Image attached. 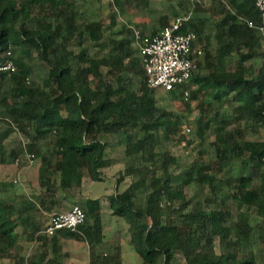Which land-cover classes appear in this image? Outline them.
Listing matches in <instances>:
<instances>
[{
    "label": "trees",
    "instance_id": "16d2710c",
    "mask_svg": "<svg viewBox=\"0 0 264 264\" xmlns=\"http://www.w3.org/2000/svg\"><path fill=\"white\" fill-rule=\"evenodd\" d=\"M99 1L0 0V59L11 51L17 67L0 72V189L16 186L19 172L13 165L40 160L37 191L16 193L13 201L0 197V264H63L62 236L83 242L90 264H124L120 246L106 251L105 201L117 222L127 225L128 242L141 264L160 259L179 264L178 255L185 257L181 264H259L245 247L255 231L264 243V42L250 26L263 23L256 0L195 3L194 10L209 17L190 18L182 29L196 32L203 55L189 81L167 93L188 115L197 102L194 135L202 142L210 136L215 153L210 161L201 155L184 173L178 170L181 160L160 147L176 138L191 145L195 138L185 132L182 115L159 106L142 59L134 61V31H114V14L106 26L95 6ZM130 1L148 3L111 0L110 5L122 10ZM169 23L164 15L150 35L144 28L142 43ZM107 29L109 45L103 42ZM87 39L105 53L92 55ZM34 53L49 67L47 75L36 77ZM226 106L236 108L235 121ZM232 122L237 123L231 127ZM16 132L27 141L8 147L6 140ZM114 134L133 162L120 172L115 191L88 197L87 219L75 230L52 236L39 227L30 230L36 200L46 213L56 214L58 192L80 189L87 178L105 179L110 143L103 136ZM25 154L33 157L24 159ZM232 157L242 160L240 175L232 174ZM216 182L237 203L235 212L219 197L212 199L217 208L206 210L187 191L193 184L215 189ZM252 211L261 219L257 227ZM19 224L29 241L39 243L29 255L21 253Z\"/></svg>",
    "mask_w": 264,
    "mask_h": 264
},
{
    "label": "rangeland",
    "instance_id": "374dc122",
    "mask_svg": "<svg viewBox=\"0 0 264 264\" xmlns=\"http://www.w3.org/2000/svg\"><path fill=\"white\" fill-rule=\"evenodd\" d=\"M111 0H100L99 3L96 2V8H99L100 18L104 20L106 26L110 23V16L116 15L117 17V26L114 28V31H120L124 27H130L134 31L133 35V47L135 49L134 61L137 63L139 58H141L139 45L141 44V37L143 35V29H146V33L150 35L152 29L160 24V19L164 15H167L169 22L176 18L175 11L179 16H191V18H200L205 19L209 17L207 12H196L194 10L195 3L209 4V0H148V3L137 4L136 2L126 3L124 9H113L110 5ZM225 3L226 1L223 0ZM137 36L140 37L137 41ZM110 30L105 31V36L103 42L109 45ZM89 39L86 41V46H89ZM202 47V46H201ZM90 53L94 56H102L106 48L105 47H88ZM75 50L78 52L80 48L75 47ZM235 60V57L230 59L232 63ZM33 67L36 71V77L39 75H47L49 67L42 62L36 53H34ZM158 98V104L162 108L170 109L175 111L177 114L182 115L184 121V130L187 134H190L192 139L195 138V142L191 145H187L182 139H174L170 143H163L160 147L161 150H170L173 155L177 156L182 165L178 167L179 172L184 173L190 165H192L195 160H197L201 155L207 160L210 161L215 158V153L212 147L209 145V137L207 136V141L202 142L201 139L196 138L193 132L192 119L198 116L197 102H193V112L191 115H188L185 112L183 104L179 101L171 99L170 95L164 91H157L156 94ZM225 113L234 120L237 117V110L233 106H226ZM235 121V120H234ZM237 122H232L231 127L235 126ZM2 128H6L2 124ZM257 136V135H254ZM103 139L109 141L110 145L108 146L105 162L107 163L104 168L105 179L102 181L92 182L90 179H85L83 187L76 189L75 191H67L65 193L58 192V196L61 200L59 205L58 212L69 210L74 205H80L83 208H86V199L99 198L105 194H111L115 191L117 185V179L120 177V172L123 171L127 166H130L133 162L129 156L126 155V146L124 143L119 142V137L117 135L103 136ZM212 139V138H211ZM27 141V139L21 133H13L7 140L6 143L8 147L17 146L19 142ZM19 145V144H18ZM48 143L42 142L41 148L43 151H47ZM202 153V154H201ZM25 155L22 157L25 159ZM232 163V174L240 175L244 169L241 159L235 157L231 158ZM39 166L40 160L34 159L25 160L24 163L18 167L13 165V171L17 173V180L15 187H7L0 189V197H3L7 200L13 201L16 193H27L31 191H37L38 188V175H39ZM246 172H248L246 170ZM215 189L211 188L209 185L200 186L193 184L187 191L190 196H193L196 200L201 201L206 210H211L217 208V204L213 202L212 199L223 198L225 199L233 208L235 212L238 205L237 203L229 196V193L226 189L221 188V182L215 183ZM125 183L121 185V188H124ZM210 199V201L208 200ZM37 209H33L31 227H39L41 231H44L50 216L53 214H48L45 212V209L39 205L38 200L35 201ZM107 209V213L104 215L105 226L104 230L107 233V250L110 252L116 251L118 246L121 247L122 253L124 256V264H141L142 259L139 254L136 252L133 246L128 242L129 232L127 230V225L124 221L120 223L117 222L116 217L111 215V211L108 207V203L105 201L103 204ZM17 207L21 209V202L17 203ZM47 216V221H44L43 216ZM261 219L252 211L251 222L257 227ZM20 241L23 245L21 253L29 255L38 249L39 243L37 241H29L27 239L26 230L21 224H19L17 230ZM60 244L62 245L65 255L63 256V264H90L89 263V249L81 241L61 237ZM248 251H252L253 255L257 257L259 264H264V243L259 240L257 231L254 232L251 243L245 245ZM219 251V248L217 247ZM98 251H101V248L98 247ZM177 261L181 264L185 261L183 255L177 256ZM159 264H163V259H160Z\"/></svg>",
    "mask_w": 264,
    "mask_h": 264
},
{
    "label": "built area",
    "instance_id": "2783aa9c",
    "mask_svg": "<svg viewBox=\"0 0 264 264\" xmlns=\"http://www.w3.org/2000/svg\"><path fill=\"white\" fill-rule=\"evenodd\" d=\"M256 5L262 13L263 23L254 25L250 22V26L260 32L264 42V0H256ZM190 18L191 16L174 18L169 25L139 45L149 85L157 91L169 92L187 83L196 60L203 55L196 32L182 30ZM137 39L139 41L140 37L137 36ZM7 55L8 58L0 59V72H16V64L10 57L11 51H8ZM26 157L33 155L27 154ZM86 219L84 208L74 205L69 210L53 214L44 232L52 236L60 230H75Z\"/></svg>",
    "mask_w": 264,
    "mask_h": 264
},
{
    "label": "crops",
    "instance_id": "0c3cea01",
    "mask_svg": "<svg viewBox=\"0 0 264 264\" xmlns=\"http://www.w3.org/2000/svg\"><path fill=\"white\" fill-rule=\"evenodd\" d=\"M92 182H94V181H92ZM51 217V216H50ZM50 219V218H49Z\"/></svg>",
    "mask_w": 264,
    "mask_h": 264
}]
</instances>
